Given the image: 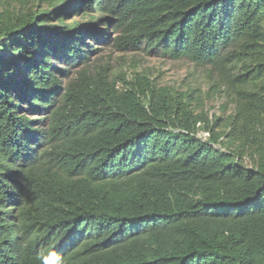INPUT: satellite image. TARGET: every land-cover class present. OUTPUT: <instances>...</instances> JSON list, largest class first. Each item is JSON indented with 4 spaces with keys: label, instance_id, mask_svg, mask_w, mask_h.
<instances>
[{
    "label": "trees",
    "instance_id": "1",
    "mask_svg": "<svg viewBox=\"0 0 264 264\" xmlns=\"http://www.w3.org/2000/svg\"><path fill=\"white\" fill-rule=\"evenodd\" d=\"M0 264H264V0H0Z\"/></svg>",
    "mask_w": 264,
    "mask_h": 264
},
{
    "label": "rangeland",
    "instance_id": "2",
    "mask_svg": "<svg viewBox=\"0 0 264 264\" xmlns=\"http://www.w3.org/2000/svg\"><path fill=\"white\" fill-rule=\"evenodd\" d=\"M107 51L109 52V50ZM111 63L114 64L115 68H122L125 73L135 69L132 68V65H136V69L141 70L142 73L178 91L190 87L194 88L195 93L202 97L204 112L210 117L213 115L226 117L229 109H231L229 106L224 111L220 108L225 102L224 98L220 96L208 97L210 77L216 73L214 71L215 73L212 74L208 67L196 66L188 60H167L161 57L147 56L141 51L126 53L114 51Z\"/></svg>",
    "mask_w": 264,
    "mask_h": 264
}]
</instances>
